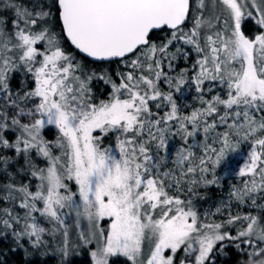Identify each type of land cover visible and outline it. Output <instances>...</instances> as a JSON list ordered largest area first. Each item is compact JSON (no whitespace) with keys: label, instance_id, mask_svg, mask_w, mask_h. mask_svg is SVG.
Instances as JSON below:
<instances>
[{"label":"snow or ice","instance_id":"obj_1","mask_svg":"<svg viewBox=\"0 0 264 264\" xmlns=\"http://www.w3.org/2000/svg\"><path fill=\"white\" fill-rule=\"evenodd\" d=\"M0 264H264V0H0Z\"/></svg>","mask_w":264,"mask_h":264},{"label":"trees","instance_id":"obj_2","mask_svg":"<svg viewBox=\"0 0 264 264\" xmlns=\"http://www.w3.org/2000/svg\"><path fill=\"white\" fill-rule=\"evenodd\" d=\"M235 159L242 160V159H244V157H242V156H237V157H235Z\"/></svg>","mask_w":264,"mask_h":264}]
</instances>
